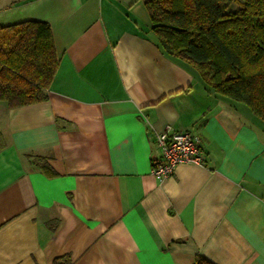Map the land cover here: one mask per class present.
Returning a JSON list of instances; mask_svg holds the SVG:
<instances>
[{
    "label": "crops",
    "instance_id": "1",
    "mask_svg": "<svg viewBox=\"0 0 264 264\" xmlns=\"http://www.w3.org/2000/svg\"><path fill=\"white\" fill-rule=\"evenodd\" d=\"M25 22L59 66L45 101L0 102V264H264V120L164 53L145 0H0ZM168 128L206 165L160 183Z\"/></svg>",
    "mask_w": 264,
    "mask_h": 264
},
{
    "label": "trees",
    "instance_id": "2",
    "mask_svg": "<svg viewBox=\"0 0 264 264\" xmlns=\"http://www.w3.org/2000/svg\"><path fill=\"white\" fill-rule=\"evenodd\" d=\"M164 53L191 68L213 93L264 120V0H145ZM238 8H237V7ZM59 66L49 25L0 24V102L41 103ZM42 170L56 173L43 159ZM54 264H71L66 256ZM195 264H214L199 257Z\"/></svg>",
    "mask_w": 264,
    "mask_h": 264
},
{
    "label": "built area",
    "instance_id": "3",
    "mask_svg": "<svg viewBox=\"0 0 264 264\" xmlns=\"http://www.w3.org/2000/svg\"><path fill=\"white\" fill-rule=\"evenodd\" d=\"M160 155L152 161V176L158 182L172 178L184 164L205 166L202 139L191 131H173L168 128L157 136Z\"/></svg>",
    "mask_w": 264,
    "mask_h": 264
},
{
    "label": "rangeland",
    "instance_id": "4",
    "mask_svg": "<svg viewBox=\"0 0 264 264\" xmlns=\"http://www.w3.org/2000/svg\"><path fill=\"white\" fill-rule=\"evenodd\" d=\"M237 7V6H236ZM238 8V7H237Z\"/></svg>",
    "mask_w": 264,
    "mask_h": 264
}]
</instances>
